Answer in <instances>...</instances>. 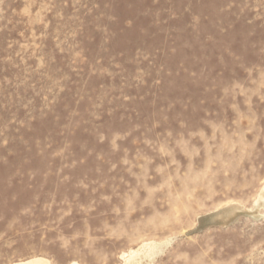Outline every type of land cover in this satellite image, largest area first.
Masks as SVG:
<instances>
[{
  "label": "rangeland",
  "instance_id": "rangeland-1",
  "mask_svg": "<svg viewBox=\"0 0 264 264\" xmlns=\"http://www.w3.org/2000/svg\"><path fill=\"white\" fill-rule=\"evenodd\" d=\"M35 256L264 264V0H0V264Z\"/></svg>",
  "mask_w": 264,
  "mask_h": 264
},
{
  "label": "bare ground",
  "instance_id": "bare-ground-1",
  "mask_svg": "<svg viewBox=\"0 0 264 264\" xmlns=\"http://www.w3.org/2000/svg\"><path fill=\"white\" fill-rule=\"evenodd\" d=\"M136 253V255H137V251H135V252H133V254H135ZM132 255V254H131ZM128 257V256H127ZM134 258V257H133ZM126 259V258H125ZM128 259H129V257H128ZM131 259V258H130ZM127 261H129V260H127ZM127 261H126V263H127ZM130 263V262H129ZM10 264H49L48 263V261L46 260V259H44V258H41V257H31V258H29V259H26V260H23V261H17V262H13V263H10ZM72 264H76V263H72ZM131 264V263H130Z\"/></svg>",
  "mask_w": 264,
  "mask_h": 264
},
{
  "label": "water",
  "instance_id": "water-1",
  "mask_svg": "<svg viewBox=\"0 0 264 264\" xmlns=\"http://www.w3.org/2000/svg\"><path fill=\"white\" fill-rule=\"evenodd\" d=\"M209 218H212V216H211V217H207L206 220L209 219ZM212 219H213V218H212Z\"/></svg>",
  "mask_w": 264,
  "mask_h": 264
}]
</instances>
